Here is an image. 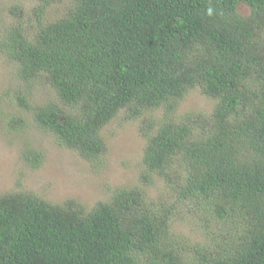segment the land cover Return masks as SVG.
Returning a JSON list of instances; mask_svg holds the SVG:
<instances>
[{"label": "trees", "instance_id": "16d2710c", "mask_svg": "<svg viewBox=\"0 0 264 264\" xmlns=\"http://www.w3.org/2000/svg\"><path fill=\"white\" fill-rule=\"evenodd\" d=\"M44 1L32 33L34 19L0 42L20 81L42 78L55 96L32 105L19 91L23 112L92 162L116 117L141 119L143 181L207 202L222 227L189 256L167 197L120 188L87 209L15 191L0 196V264H264V0H72L50 22L56 0ZM190 91L213 109L178 114ZM16 113L6 124L18 132L28 121ZM28 147L26 162L40 167L42 153Z\"/></svg>", "mask_w": 264, "mask_h": 264}, {"label": "rangeland", "instance_id": "374dc122", "mask_svg": "<svg viewBox=\"0 0 264 264\" xmlns=\"http://www.w3.org/2000/svg\"><path fill=\"white\" fill-rule=\"evenodd\" d=\"M45 2L44 0H42ZM40 0H0V42L11 28L20 22L27 28L29 20L34 19V10L41 6ZM50 2V0H46ZM72 0H56L47 6L44 20L55 21L62 18ZM18 8L17 12H12ZM250 8L241 5L239 13L250 15ZM28 27V33L36 29ZM22 91L32 105L43 104L55 97L49 91L44 79H35L31 85L20 81L16 64L0 51V196L10 192L29 191L43 200L62 204L68 199L76 200L87 209H92L100 201H108L120 188H137L145 193L146 202L156 203L167 198L172 203L174 215L171 220V233L184 241L189 256L192 247L201 243L210 245L219 236L220 220L206 210L207 202L191 203L181 201L168 191L159 178L147 184L143 172L142 155L146 139L141 133V119L127 120L125 113L116 117L101 132L106 149L97 160L87 161L76 151L61 146L56 138L33 123L31 117L23 112L18 102ZM213 103L198 91H190L181 102L178 114L208 113ZM10 112L20 114L27 121L25 128L18 132L7 126ZM154 115L159 116V112ZM28 146L34 147L43 155L40 167L27 163L24 154ZM167 197V198H166Z\"/></svg>", "mask_w": 264, "mask_h": 264}]
</instances>
